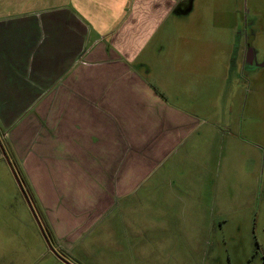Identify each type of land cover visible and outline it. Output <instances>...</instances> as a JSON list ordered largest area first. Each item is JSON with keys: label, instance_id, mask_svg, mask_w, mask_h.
<instances>
[{"label": "crops", "instance_id": "obj_1", "mask_svg": "<svg viewBox=\"0 0 264 264\" xmlns=\"http://www.w3.org/2000/svg\"><path fill=\"white\" fill-rule=\"evenodd\" d=\"M199 1L0 0V126L63 248L200 128L147 56Z\"/></svg>", "mask_w": 264, "mask_h": 264}, {"label": "rangeland", "instance_id": "obj_2", "mask_svg": "<svg viewBox=\"0 0 264 264\" xmlns=\"http://www.w3.org/2000/svg\"><path fill=\"white\" fill-rule=\"evenodd\" d=\"M245 20L255 24L263 63L264 0H200L183 20L181 38L168 37L163 57L149 50L163 72L152 81L177 95L176 107L198 116L200 128L157 175L76 234L70 249L37 206L0 126V264H64L57 254L70 264H264V67L229 78ZM174 61L175 75L168 69Z\"/></svg>", "mask_w": 264, "mask_h": 264}, {"label": "flooded vegetation", "instance_id": "obj_3", "mask_svg": "<svg viewBox=\"0 0 264 264\" xmlns=\"http://www.w3.org/2000/svg\"><path fill=\"white\" fill-rule=\"evenodd\" d=\"M254 25L253 21L245 20L243 28L239 29L237 33L239 38L234 47L229 65L230 79L234 75L241 77L264 67V62L260 63L257 59L258 54L253 44L257 35Z\"/></svg>", "mask_w": 264, "mask_h": 264}, {"label": "water", "instance_id": "obj_4", "mask_svg": "<svg viewBox=\"0 0 264 264\" xmlns=\"http://www.w3.org/2000/svg\"><path fill=\"white\" fill-rule=\"evenodd\" d=\"M2 153H3V154H2L3 157H4V158L6 159V161H7L8 165L11 167L10 161H9V159H7V155H6L5 151L2 150ZM11 170H12V172H13V175H14V177H15V179H16V182H17V184H18V186H19V188H20V191H21L22 195L24 196V199H25L27 205L29 206V209H30V211H31V213H32V216H33L34 219L36 220V223H37V225H38V227H39V229H40V231H41V234H42V236H43V238H44V240H45V242H46V244H47L49 250H50L52 253L57 254V253L55 252L54 248L52 247V245L50 244L49 239H48V237H47V235H46V233H45V231H44V228H43V226H42V224H41V222H40V220H39L37 214L35 213V210H34V208H33V206H32V203H31V201H30V199H29V197H28L26 191L24 190V188H23V186H22V184H21V182H20V180H19L17 174L14 172V170L12 169V167H11ZM57 256H58L59 260H60L61 262H63L64 264H70L69 262L67 263V261H65L64 259L60 258L58 254H57Z\"/></svg>", "mask_w": 264, "mask_h": 264}]
</instances>
